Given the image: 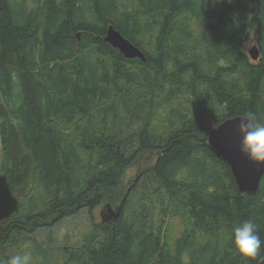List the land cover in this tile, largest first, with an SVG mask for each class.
Returning <instances> with one entry per match:
<instances>
[{"label":"trees","instance_id":"trees-1","mask_svg":"<svg viewBox=\"0 0 264 264\" xmlns=\"http://www.w3.org/2000/svg\"><path fill=\"white\" fill-rule=\"evenodd\" d=\"M247 112L264 116V0H0V264L102 202L118 217L40 264H247L230 235L252 220L264 239V176L241 193L202 141Z\"/></svg>","mask_w":264,"mask_h":264},{"label":"water","instance_id":"water-1","mask_svg":"<svg viewBox=\"0 0 264 264\" xmlns=\"http://www.w3.org/2000/svg\"><path fill=\"white\" fill-rule=\"evenodd\" d=\"M104 41L117 49L127 59L139 58L145 61L143 52L126 39L112 24L107 27ZM253 61L260 59V49L257 44L248 51ZM228 118L210 130L202 141L206 143L212 153L229 166L238 190L241 193L253 195L256 193L260 181L264 176V166L258 167L241 156L239 151L240 136L236 124L237 118ZM120 205L113 208L105 204L100 211L101 222L115 220L120 213Z\"/></svg>","mask_w":264,"mask_h":264},{"label":"rangeland","instance_id":"rangeland-1","mask_svg":"<svg viewBox=\"0 0 264 264\" xmlns=\"http://www.w3.org/2000/svg\"><path fill=\"white\" fill-rule=\"evenodd\" d=\"M255 44H257L256 34L252 32L246 43L243 45V52L248 54V51ZM141 166L142 165L139 163L126 171L123 178L124 184H132L134 179L139 175V168ZM142 182L143 181H141V184ZM145 191V188L142 187V185H139L135 199H140V197L145 194ZM104 204L105 202H102L101 205L94 207L91 210H82L71 217L59 221L53 226L40 228L32 234L31 241L26 242L21 247V243H19V248L14 250L9 248L7 249L6 247L5 251L10 255L23 252L25 250L31 251L33 256L36 258V264H40L45 258H51L55 255L56 252L64 245L80 246L85 239L90 237L91 233L101 223L100 211L102 210ZM159 220V212L155 209L152 216L153 225L158 226ZM166 224L171 226L172 237L177 236L184 228L183 224H181L178 220H168L166 221Z\"/></svg>","mask_w":264,"mask_h":264},{"label":"clouds","instance_id":"clouds-1","mask_svg":"<svg viewBox=\"0 0 264 264\" xmlns=\"http://www.w3.org/2000/svg\"><path fill=\"white\" fill-rule=\"evenodd\" d=\"M236 119L241 156L258 167L264 166V116L247 112ZM230 240L235 252L247 264H264V239L260 235V225L245 220L231 230ZM7 264H36V258L31 251L25 250L11 255Z\"/></svg>","mask_w":264,"mask_h":264},{"label":"bare ground","instance_id":"bare-ground-1","mask_svg":"<svg viewBox=\"0 0 264 264\" xmlns=\"http://www.w3.org/2000/svg\"><path fill=\"white\" fill-rule=\"evenodd\" d=\"M250 58V57H249Z\"/></svg>","mask_w":264,"mask_h":264}]
</instances>
